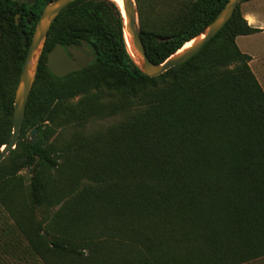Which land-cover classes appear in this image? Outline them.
Masks as SVG:
<instances>
[{
    "label": "trees",
    "instance_id": "16d2710c",
    "mask_svg": "<svg viewBox=\"0 0 264 264\" xmlns=\"http://www.w3.org/2000/svg\"><path fill=\"white\" fill-rule=\"evenodd\" d=\"M51 1L0 0V150L11 138L14 92L34 27ZM226 2L195 0L173 29L140 24L149 61L162 63L199 35ZM121 20L111 0H75L52 23L19 141L0 163L1 204L12 208L46 264H244L264 257V91L235 43L258 30L238 5L196 55L151 78L132 61ZM56 44L87 48L93 60L57 78L46 67ZM106 118L118 120L89 135L78 130ZM67 127V140H49ZM33 129V143L22 141ZM14 154L18 167L5 173ZM24 167L33 173L28 209L11 183ZM34 208L42 216L36 227Z\"/></svg>",
    "mask_w": 264,
    "mask_h": 264
},
{
    "label": "rangeland",
    "instance_id": "374dc122",
    "mask_svg": "<svg viewBox=\"0 0 264 264\" xmlns=\"http://www.w3.org/2000/svg\"><path fill=\"white\" fill-rule=\"evenodd\" d=\"M194 1L195 0H134L138 28L140 24H142L154 30L164 28L173 29L180 24ZM239 10L247 24L257 29L258 32L249 36L237 37L235 43L242 53L247 54L251 58L249 62L250 70L264 91V0H246L239 3ZM2 36L3 34L0 31V41ZM117 120V118L91 120L84 124L82 128H78V130L85 135H89L110 126ZM72 131L73 129L71 127H67L64 131L56 133L54 137L49 140L53 142L58 134L57 145H59L70 137ZM36 134L34 136H36ZM29 140H31L29 132L22 135V141L26 142ZM18 164L19 161L14 154L4 161L2 168L6 173L12 168L18 167ZM34 167V169L37 170V163H35ZM32 174V168L24 167L16 173L14 177L15 180L11 182L13 185L16 184L18 186L16 188V195L21 196L19 203L20 205L24 204L26 209L30 208L28 205V185ZM47 175L51 180H56V174L54 172H49ZM57 209V206L48 208L49 216ZM33 216L34 225L36 227L37 220L42 218V216L38 214L37 208H34ZM16 221H18V218L12 215V208L10 210L6 209L0 202V264H46L37 256L27 240V237H25L17 226ZM47 222L48 220L43 225ZM50 262L51 260L49 263ZM244 264H264V257Z\"/></svg>",
    "mask_w": 264,
    "mask_h": 264
},
{
    "label": "water",
    "instance_id": "95a60500",
    "mask_svg": "<svg viewBox=\"0 0 264 264\" xmlns=\"http://www.w3.org/2000/svg\"><path fill=\"white\" fill-rule=\"evenodd\" d=\"M19 3L24 0H15ZM75 0H53L49 2L39 15L38 21L34 27L31 41L27 48L18 83L14 93L13 99V115H12V132L11 138L0 150V162L4 157L15 148L16 143L19 141L20 129L24 119V113L28 101L29 94L35 80L38 63L42 55L44 44L47 38L48 31L56 19V17ZM121 26L122 34L125 41V35L129 41L131 53L125 45L127 51L139 70L147 77H157L162 75L169 69L188 61L196 55L204 45L210 41L228 22L232 17L234 11L238 7L241 0H227L224 7L216 15L214 20L196 37L188 42H192L187 48L184 45L174 54L169 56L165 61L160 64H154L149 61L146 56L143 44L140 39L139 28L137 23V12L134 0H121ZM200 36H202L200 39ZM68 53L71 57L68 56ZM93 57H88L81 51L74 48V44L63 48L61 45L56 44L46 54V67L49 72L57 77L62 78L68 74L78 72L86 68ZM37 130L33 129L30 132L31 143H33Z\"/></svg>",
    "mask_w": 264,
    "mask_h": 264
},
{
    "label": "bare ground",
    "instance_id": "6f19581e",
    "mask_svg": "<svg viewBox=\"0 0 264 264\" xmlns=\"http://www.w3.org/2000/svg\"><path fill=\"white\" fill-rule=\"evenodd\" d=\"M112 2H114L120 9H121V12H122V1L121 0H111ZM125 37V41H126V44H127V48L129 50V52L131 53V48H130V44H129V41L126 37V35L124 36ZM202 36H200L199 38L197 39H200ZM192 42H188L184 45L183 49L184 48H187L191 45Z\"/></svg>",
    "mask_w": 264,
    "mask_h": 264
},
{
    "label": "flooded vegetation",
    "instance_id": "af4514ba",
    "mask_svg": "<svg viewBox=\"0 0 264 264\" xmlns=\"http://www.w3.org/2000/svg\"><path fill=\"white\" fill-rule=\"evenodd\" d=\"M74 48L84 53L86 56L91 57V52L87 48L80 49L74 45ZM68 56L71 57V55L68 53ZM72 58V57H71Z\"/></svg>",
    "mask_w": 264,
    "mask_h": 264
}]
</instances>
